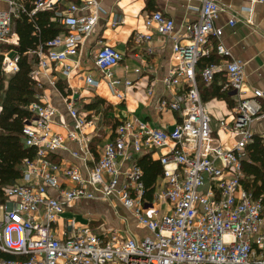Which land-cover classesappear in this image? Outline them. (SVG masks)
Returning a JSON list of instances; mask_svg holds the SVG:
<instances>
[{
  "label": "built area",
  "instance_id": "built-area-1",
  "mask_svg": "<svg viewBox=\"0 0 264 264\" xmlns=\"http://www.w3.org/2000/svg\"><path fill=\"white\" fill-rule=\"evenodd\" d=\"M0 77L18 72L20 55L16 51L20 37L16 21L25 17L33 22L40 12H52V22L64 30L33 55L39 59L30 73L40 87L41 76L54 65L79 54L81 45L95 33L102 12L100 0H1ZM264 6V0H248ZM222 8L218 0H201L199 18L186 21L179 30L175 21L161 11L147 14V30L172 41L171 66L162 82L172 96L158 99L159 112L178 115L171 131L156 129L139 120L117 125L99 152H91L88 135L96 130V118L77 108L75 95L64 96V107L73 121L67 135L52 126L62 122L61 113L40 94L28 107L24 121L25 145L36 149L27 159L23 175L14 185L2 188L0 203V264H264V193L256 196L245 186L243 160L256 135L252 126L264 120V90H255L251 98H238L230 121L222 120L219 130L233 141L222 144L212 128V118L203 102L197 67L211 55V38L221 40L223 30L216 26ZM122 18L113 27L123 24ZM232 19L230 25L235 26ZM152 34L137 33V40L149 43ZM221 57H231L221 43L214 48ZM152 53V50H148ZM97 69L111 92L124 100V91L133 86L129 79L116 77L114 68L124 58L114 47L101 46L95 57ZM225 66V69H223ZM211 63L201 72L206 85L226 71L222 92L241 95L245 83L244 63L230 60L224 65ZM71 72L66 67L65 73ZM141 70H136L140 73ZM85 82L97 87L99 81L88 76ZM55 81L50 86L55 88ZM153 97V88L148 90ZM2 106L0 105V114ZM264 144V134L259 135ZM78 142L84 169L76 165L54 163L50 157ZM145 149H167L159 159L162 182L152 201L145 200L143 170L135 162ZM122 164H128L123 170ZM101 201L115 207L118 203L130 211L141 237H122L116 233H96L89 224L75 218L59 221L64 213L80 202Z\"/></svg>",
  "mask_w": 264,
  "mask_h": 264
},
{
  "label": "crops",
  "instance_id": "crops-1",
  "mask_svg": "<svg viewBox=\"0 0 264 264\" xmlns=\"http://www.w3.org/2000/svg\"><path fill=\"white\" fill-rule=\"evenodd\" d=\"M218 1L223 11L216 21V26L223 30L220 41L229 50L231 57L219 56L214 48L220 41L217 38H211V55L206 58V61L213 59V62L223 66L225 62L236 59L244 63L245 69L244 93L238 96L233 92H224V96L220 97L212 96V90L206 91L210 88L201 78V72L206 64L204 60L197 67V76L204 85L200 88L201 96L212 118V124L216 128L213 130L219 135L220 121L231 120L238 98H251L255 90H264V6L251 5L248 0ZM100 5L102 12L97 29L88 37L85 44L81 45L79 54L68 58L64 63L54 65L52 75H50L51 70H48L46 75L41 76L40 87L37 86L38 94L43 97V100L53 103L62 114V122L52 126L56 133L67 135L73 126V121L64 107V96L68 93L75 95L77 108L81 112L99 120L95 132L87 137L91 152L96 158L106 142L112 138L117 125L125 121L136 119L156 129L164 131L174 129L178 115L170 111L159 112L157 108L158 99H169L173 93L167 90L162 82L171 66L173 44L169 38L147 30L144 19L147 14L161 11L175 21L176 29L179 30L186 21H197L201 0H100ZM6 8V4L0 0V9ZM116 18H122L124 23L113 27V21ZM232 19L236 21L233 27L230 25ZM137 33L152 34V40L149 43L140 42L136 38ZM104 45L114 47L123 55V62L113 69L116 77L129 79L134 83L126 90L121 89L125 92L124 100H120L111 92L107 81L102 79L101 72L97 69L96 53ZM148 50H152V53ZM66 67L71 70L68 74L65 73ZM138 69L141 70L140 73H136ZM88 76L99 81L97 87L86 84L85 79ZM51 80L56 83L54 89L50 86ZM225 82L226 71L222 70L215 76L213 85L222 87ZM150 88L155 91L153 97L148 95ZM90 105H94V108H88ZM252 130L255 135L264 134V120L256 121ZM226 136L223 135V138ZM232 145L233 141L227 136L226 146L232 147ZM81 150L78 142H68L65 149L52 155L50 160L54 163L76 165L84 169L83 160L74 158L72 155L73 152L83 154ZM167 151V149H145L142 155L135 156L134 159L136 162L139 158L148 155L153 160L159 161ZM127 166L128 164H122L123 170ZM161 182L162 179H159L157 186ZM88 203H91L89 207L86 206V202H80L66 213L70 215L76 209V212L83 215L78 218V221L91 226L92 220L104 215L102 208H105V205H94L95 201Z\"/></svg>",
  "mask_w": 264,
  "mask_h": 264
},
{
  "label": "trees",
  "instance_id": "trees-1",
  "mask_svg": "<svg viewBox=\"0 0 264 264\" xmlns=\"http://www.w3.org/2000/svg\"><path fill=\"white\" fill-rule=\"evenodd\" d=\"M53 16L52 12H40L34 17L33 22L25 17L16 21L15 24V31L20 37L19 46L16 48L20 55L19 70L13 75L0 77V105L2 106L0 114V203L4 202L2 188L17 183L23 175L25 161L36 155L35 148L25 145L23 128L24 121L30 117L28 107L35 101L38 94L37 84L30 77V73L39 62L33 52L37 51L40 46L46 51L47 44L64 30L59 23L52 22ZM0 48L3 51L12 49L11 46L6 45ZM203 60L206 63L205 66L215 63L213 59ZM199 80L200 77H198L200 89L204 85L201 84V80L199 83ZM209 88L210 90L206 91L212 90V96H224L223 86L214 87L212 83ZM88 108H94V105ZM136 162L144 174L142 181L146 191L145 200L152 201L158 180L163 178V167L160 161H155L148 155L139 158ZM242 164L246 175L244 182L246 188L256 196L264 193V144L258 135L247 147V159L243 160Z\"/></svg>",
  "mask_w": 264,
  "mask_h": 264
},
{
  "label": "rangeland",
  "instance_id": "rangeland-1",
  "mask_svg": "<svg viewBox=\"0 0 264 264\" xmlns=\"http://www.w3.org/2000/svg\"><path fill=\"white\" fill-rule=\"evenodd\" d=\"M99 121V120H98ZM96 121V126H97V122ZM108 127L110 128V126L108 125ZM212 128L214 130H216L214 124H212ZM218 128L219 125H218ZM223 135H225L221 130H219V136L220 139L222 141V144L226 146L227 144V136L226 138H223ZM97 146V145H96ZM105 205V208H102V210L104 211V215H102L101 218L99 219H94L91 221V228L93 230L96 231V233H109V232H113L118 234L119 236H126V237H141L143 234H145L144 230L141 227H138V224L136 223V220L133 218L132 214L130 211L125 210L123 207H121L120 204L116 203L115 207L112 205H109L108 203H104L101 201H96V204L94 205ZM89 205H91V203L86 202V206L89 207ZM78 208H81V204L78 206ZM77 210L75 209L74 211H72L73 213H71L70 215L68 214V212L64 213L62 219L59 221V227L62 230L65 224V220L69 219V217H73L76 219V221L79 224H83L80 223L78 221V218L81 215L79 212H76ZM122 211V213H124L125 215H121L122 213H120ZM3 217V212H0V219ZM84 225V224H83ZM123 228V230H122ZM133 233V235H132Z\"/></svg>",
  "mask_w": 264,
  "mask_h": 264
}]
</instances>
